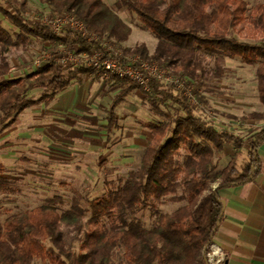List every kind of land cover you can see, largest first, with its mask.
Instances as JSON below:
<instances>
[{
    "label": "trees",
    "instance_id": "16d2710c",
    "mask_svg": "<svg viewBox=\"0 0 264 264\" xmlns=\"http://www.w3.org/2000/svg\"><path fill=\"white\" fill-rule=\"evenodd\" d=\"M41 1L53 14H70L91 33L118 46L129 40L132 30L117 12L129 11L158 41V47L151 57L145 45L123 49L124 53L156 62L198 83L204 79L208 57L214 59L217 78L224 74L226 58L257 67L259 101L264 109V5L249 10L242 0H119L113 7L104 0ZM28 4L29 0L0 2V13L18 30L12 36L0 27V130L14 127L27 110L49 107L80 76H96L90 69H64L50 63L25 78L9 79L12 68L8 54L26 49L31 39L51 44L52 55L63 44L77 46L88 54L95 50L73 32L58 38L45 26L28 24L24 20ZM248 24L261 41L249 44L233 36ZM113 80L122 90L108 110V134L118 126L116 110L121 103L132 92L141 91L134 84ZM36 90H42L43 96L29 98ZM151 91L146 100L156 114L162 115V107L168 103L178 114L166 123L146 125L152 141L139 171L120 187L86 204L75 196L68 206L56 196L32 211L0 212V264H34L36 260L49 264H114L118 251L123 252L125 264H209V249L225 217L219 193L259 178L258 150L264 145V129L243 141L200 120L196 106L175 91H166L157 83H152ZM250 121L264 123V110L240 119L242 124ZM227 148L234 154L218 172L217 158ZM242 158L246 160L240 167ZM0 191L14 193L1 178ZM166 203L180 207L173 213H162L160 207ZM148 211L156 219L150 229L139 218ZM73 232L82 240L79 252L67 241Z\"/></svg>",
    "mask_w": 264,
    "mask_h": 264
},
{
    "label": "rangeland",
    "instance_id": "374dc122",
    "mask_svg": "<svg viewBox=\"0 0 264 264\" xmlns=\"http://www.w3.org/2000/svg\"><path fill=\"white\" fill-rule=\"evenodd\" d=\"M118 1L104 0L112 7ZM242 1L249 10L264 5V0ZM6 10L14 14L10 8L6 7ZM117 15L132 30L129 40L119 47L134 50L145 45L151 57L158 41L136 15L127 10L117 12ZM53 16L60 15L53 14L41 0H29L24 20L30 25L42 26ZM0 27L12 36L18 33L1 13ZM252 29L248 24L233 36L249 44L261 41V36H256ZM52 48L49 43L31 39L26 49L11 51L7 56L12 68L9 79L25 78L38 70L47 56L52 55ZM213 68L214 59L208 57L204 79L199 83L164 69L181 77L194 89L196 116L200 120L212 124L217 131H227L246 141L264 129L262 122H240L241 118L264 110L259 101L257 67L226 58L221 78L214 76ZM94 75L95 78L92 74L80 76L69 89L59 93L49 107L42 105L27 110L18 117L14 127L0 130V178L14 190L12 194L0 191V212L32 211L42 206L46 199L56 196L62 197L68 206L75 196H80L84 204L102 197L139 171L152 141L146 125L166 123L178 114L176 107L169 103L162 107V115L156 114L147 103V96L134 91L116 110L118 126L108 134V110L122 86L110 79L99 78L97 73ZM43 94L42 90L32 91L29 98L38 100ZM233 154V150L227 148L225 154L217 158L218 172L228 165ZM245 160H240V167ZM179 207L166 203L160 210L173 213ZM139 218L148 229L156 220L151 211ZM67 241L74 251L79 252L81 237L73 232ZM34 264L49 263L36 260ZM114 264H125L122 251H118Z\"/></svg>",
    "mask_w": 264,
    "mask_h": 264
},
{
    "label": "built area",
    "instance_id": "2783aa9c",
    "mask_svg": "<svg viewBox=\"0 0 264 264\" xmlns=\"http://www.w3.org/2000/svg\"><path fill=\"white\" fill-rule=\"evenodd\" d=\"M42 26L49 28L52 35L58 38L66 32H73L86 44L95 47V50L88 54L80 52L77 46L76 50L68 46H59L60 50L58 48L55 55L47 56L43 66L56 63L64 69H90L97 74L134 84L145 95L151 94L152 83H157L166 91H175L191 105H197L194 89L181 77L170 74L156 62H148L138 55L124 53L112 40L91 33L76 17L70 14L49 17ZM207 259L209 264L226 263L224 255L213 245L209 249Z\"/></svg>",
    "mask_w": 264,
    "mask_h": 264
},
{
    "label": "crops",
    "instance_id": "0c3cea01",
    "mask_svg": "<svg viewBox=\"0 0 264 264\" xmlns=\"http://www.w3.org/2000/svg\"><path fill=\"white\" fill-rule=\"evenodd\" d=\"M97 76L116 83L113 77ZM258 155L262 173L254 183L219 193L225 217L213 246L221 251L227 264H264V145Z\"/></svg>",
    "mask_w": 264,
    "mask_h": 264
}]
</instances>
